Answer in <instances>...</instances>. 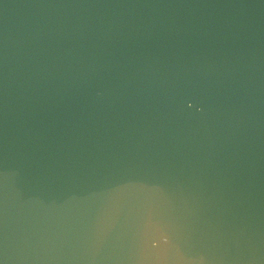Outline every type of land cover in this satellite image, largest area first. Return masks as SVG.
Listing matches in <instances>:
<instances>
[{"label":"water","instance_id":"1","mask_svg":"<svg viewBox=\"0 0 264 264\" xmlns=\"http://www.w3.org/2000/svg\"><path fill=\"white\" fill-rule=\"evenodd\" d=\"M0 264H264V0H0Z\"/></svg>","mask_w":264,"mask_h":264}]
</instances>
